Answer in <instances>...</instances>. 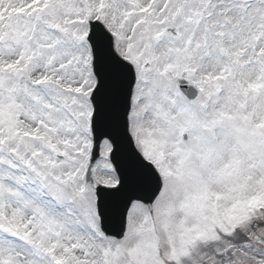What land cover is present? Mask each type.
Segmentation results:
<instances>
[{
	"label": "snow or ice",
	"instance_id": "snow-or-ice-1",
	"mask_svg": "<svg viewBox=\"0 0 264 264\" xmlns=\"http://www.w3.org/2000/svg\"><path fill=\"white\" fill-rule=\"evenodd\" d=\"M0 264H264V0H0Z\"/></svg>",
	"mask_w": 264,
	"mask_h": 264
}]
</instances>
